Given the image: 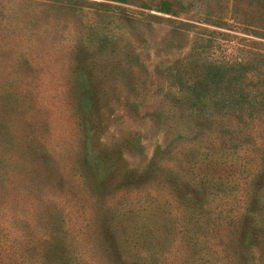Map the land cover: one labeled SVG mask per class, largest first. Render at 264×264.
Here are the masks:
<instances>
[{"label":"rangeland","instance_id":"rangeland-1","mask_svg":"<svg viewBox=\"0 0 264 264\" xmlns=\"http://www.w3.org/2000/svg\"><path fill=\"white\" fill-rule=\"evenodd\" d=\"M240 1L0 0V264H264V144L184 93L201 40L264 52Z\"/></svg>","mask_w":264,"mask_h":264},{"label":"trees","instance_id":"trees-1","mask_svg":"<svg viewBox=\"0 0 264 264\" xmlns=\"http://www.w3.org/2000/svg\"><path fill=\"white\" fill-rule=\"evenodd\" d=\"M248 1L264 10V0ZM240 2L232 0V5L236 8ZM201 42L200 51L193 53L186 65L184 93L190 121L216 126L224 134L236 133L239 146L246 139L254 148L264 144V52L256 49L262 44L247 42L250 47L217 57L212 52L217 50L208 46L213 41ZM178 76L182 85L183 76Z\"/></svg>","mask_w":264,"mask_h":264}]
</instances>
